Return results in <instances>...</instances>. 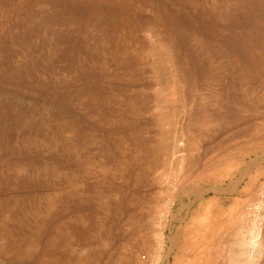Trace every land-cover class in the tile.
<instances>
[{"label":"rangeland","instance_id":"1","mask_svg":"<svg viewBox=\"0 0 264 264\" xmlns=\"http://www.w3.org/2000/svg\"><path fill=\"white\" fill-rule=\"evenodd\" d=\"M262 232L264 0H0V264H264Z\"/></svg>","mask_w":264,"mask_h":264},{"label":"bare ground","instance_id":"2","mask_svg":"<svg viewBox=\"0 0 264 264\" xmlns=\"http://www.w3.org/2000/svg\"><path fill=\"white\" fill-rule=\"evenodd\" d=\"M167 106H168V105H167ZM168 109H169L168 111H164V113H163V115H164L163 121H164V123H167V124H169L170 126L173 127V125H174V121L176 120V119L174 120V118H175L174 115H173V114H174V111L171 110L170 108H168ZM165 142H166V141H165ZM176 142H177V141H176ZM171 144H172V143H171ZM157 146H158V145H157ZM168 146H169V145H168ZM177 146H178V145H177ZM169 147H170V146H169ZM169 149H170V148H169ZM169 149H168V150H169ZM174 149H175V148H174ZM174 149L171 148V150H170L171 153H172V152L174 153V152L177 151V149H176V151H173ZM180 150H181V149H180ZM170 151H169V153H170ZM169 153H168V154H169ZM177 155H178V153H177ZM166 156H167V153H166ZM168 156L171 157L172 155L169 154ZM173 156H176V155H173ZM170 157H168L169 160L171 159ZM168 158H166V159H168ZM174 158H176V157H174ZM172 159H173V158H172ZM256 175H257V174H256ZM252 182L255 183V181H253V180H252ZM254 183H253V184H254ZM252 187H253V186H252ZM247 188L250 189L249 187H247ZM245 189H246V188H245ZM245 192H246V191H245ZM202 193H203V192H202ZM251 194H252V193H251ZM250 198H251V197H250ZM243 199H244V198H243ZM236 200H237V199H236ZM236 200H235V201H236ZM242 202H243V200H242ZM242 202H241V204H242ZM236 203H237V202H236ZM243 203H244V202H243ZM234 204H235V203H234ZM241 204H240V205H241ZM233 206H234V205H233ZM235 206H236V205H235ZM235 206H234V207H235ZM246 206H247V205H246ZM246 206H245V207H246ZM240 207H241V206H240ZM240 207H239V208H240ZM230 208H231V207H230ZM231 209H232V208H231ZM231 209H228V210L231 211ZM228 210H227V211H228ZM211 211H212V210H211L210 207H208V208L200 207L197 216L194 218V221H193L194 225H196V226H198V227L201 228V227H203V225H204L205 223H208V222H206V221L209 219ZM241 211H242V210H241ZM235 213H236V212H235ZM212 214H213V213H212ZM220 214H221V213H220ZM229 214H230V212H229ZM233 214H234V213H233ZM245 214H246V213H245ZM222 215H223V214H222ZM235 215H236V214H235ZM246 216H247V215H246ZM218 217H219V215H218ZM228 218H229V217H228ZM230 218H231V216H230ZM240 218H241V216H240ZM213 219H214V218H213ZM224 219H225V218H223V220H224ZM245 219H246V218H245ZM219 220H220V219H219ZM230 220H231V219H230ZM232 220H233V219H232ZM239 220H240V219H239ZM208 221H209V220H208ZM212 221H213V220H212ZM221 221H222V220H221ZM227 221H228V220H227ZM216 222H217V221H216ZM223 222H224V221H223ZM235 222H236V221H235ZM230 223H231V222H230ZM230 223H229V224H230ZM232 223L234 224V222H232ZM236 223H237V222H236ZM202 224H203V225H202ZM226 224H227V222H226ZM205 225H207V224H205ZM208 225H209V224H208ZM237 225H238V224H237ZM191 226H193V225H191ZM215 226H216V225H215ZM227 226L229 227V225H227ZM249 226H250V225H249ZM194 227H195V226H194ZM220 227H221V226H220ZM223 227H224V226H223ZM232 227H233V226H231V228H232ZM229 228H230V227H229ZM231 228H230V229H231ZM237 228H238V227H237ZM194 229H195V228H194ZM197 229H198V228H197ZM209 229H210V228H209ZM213 229H214V227H213ZM213 229H212V231H213ZM216 229H217V228H216ZM220 229L222 230V228H220ZM190 230H191V229H190ZM245 230H246V229H245ZM192 231H193V230H192ZM227 231H228V229H227ZM227 231H225V232H227ZM229 231H230V230H229ZM218 232H219V231H218ZM192 233H193V232H192ZM255 233H256V232H255ZM262 233H263V232H262ZM226 234H227V233H226ZM263 234H264V233H263ZM243 235H244V234H243ZM175 236H176V235H175ZM190 236H191V235H190ZM200 236H201V235H200ZM200 236H199V237H200ZM221 236H222V235H221ZM221 236H220V237H221ZM223 236H224V235H223ZM254 236H255V234H254ZM256 236H257V235H256ZM256 236H255V237H256ZM262 236H263V235H262ZM209 237H210V236H209ZM187 238H188V237H187ZM187 238H186V239H187ZM189 238H191V237H189ZM197 238H198V237H197ZM197 238H196V240H198ZM236 238H237V237H236ZM192 239H193V238H192ZM201 239H202V238H201ZM212 239H213V238H212ZM212 239H211V241H212ZM222 239H223V238H222ZM237 239H238V238H237ZM256 239L258 240V236H257ZM256 239H254V240H256ZM193 240H194V239H193ZM207 240H208V239H207ZM213 240H214V239H213ZM244 240H245V239H244ZM248 240H249V239H248ZM250 240H251V236H250ZM184 241H185V239H184ZM188 241H189V239H188ZM200 241H201V240H200ZM252 241H253V240H252ZM192 242H193V241H192ZM201 242H203V241H201ZM204 242H205V241H204ZM212 242H213V241H212ZM224 242H225V241H224ZM241 242H243V241H241ZM247 242H248V241H247ZM247 242H246V241L243 242V243H242L243 246H244V243L247 244ZM250 242H251V241H250ZM254 242H255V241H254ZM186 243H187V242H186ZM194 243H195V242H194ZM196 243H197V242H196ZM206 243H207V242H206ZM213 243H214V242H213ZM235 243H236V242H235ZM257 243H258V242H257ZM260 243H261V242H260ZM263 243H264V242H263ZM210 244H211V243H210ZM215 244H216V243H215ZM215 244H214V245H215ZM218 244H219V243H218ZM220 244H221V243H220ZM220 244H219V245H220ZM222 244H223V243H222ZM170 245H171V244H170ZM172 245H173V244H172ZM189 245L191 246V244H189ZM192 245H193V243H192ZM201 245H202V244H201ZM208 245H209V244H208ZM216 245H217V244H216ZM216 245H215V246H216ZM224 245H225V243H224ZM228 245H229V243H228ZM230 245H231V244H230ZM248 245H249V247H246L247 249L250 248V246H252V245H250V243H248ZM183 246H184V245H183ZM183 246H182V247H183ZM203 246H204V245H203ZM215 246H214V247H215ZM225 246H226V245H225ZM234 246H235V245H234ZM246 246H247V245H246ZM254 246H255V245H254ZM258 246H259V245H258ZM169 247H170V246H169ZM171 247H172V246H171ZM187 247H188V245H187ZM194 247H197V246L195 245ZM205 247H206V246H205ZM214 247H213V248H214ZM226 247H228V246H226ZM252 247H253V246H252ZM255 247H256V246H255ZM215 248H216V247H215ZM215 248H214V249H215ZM259 248H260V247H259ZM182 249H183V248H182ZM188 249H189V248H188ZM188 249H187V250H188ZM194 249H195V248H194ZM236 249H237V247H236ZM236 249H234V250L236 251ZM239 249H240V248H239ZM239 249H238V250H239ZM250 249H251V248H250ZM253 249H255V248L253 247ZM256 249H257V248H256ZM187 250H186V251H187ZM192 250H193V248H192ZM207 250H208V249H207ZM229 250H230V249H229ZM200 251H201V250H200ZM211 251L214 252L212 249H211ZM215 251H217V250H215ZM219 251H220V250H219ZM231 251H232V250H231ZM253 251H254V250H253ZM262 251H263V250H262ZM168 252H169V251H168ZM182 252H183V251H182ZM182 252H181V253H182ZM184 252H185V251H184ZM184 252H183V253H184ZM187 252H188V251H187ZM187 252H186V253H187ZM209 252H210V251H209ZM209 252H207V253H209ZM212 252H211V253H212ZM246 252H247V251H246ZM161 253H162V252H161ZM178 253H179V252H177V254H178ZM192 253H193V252H192ZM200 253H201V252H200ZM221 253H222V252H221ZM234 253H235V252H234ZM216 254H217V253H216ZM240 254H241V252H239V253L236 255V257L239 258V257L241 256ZM182 255H183V254H182ZM182 255H181V256H182ZM188 255H191V253L188 254ZM188 255H187V256H188ZM192 255H193V254H192ZM192 255H191V257H192ZM229 255H230V254H229ZM243 255H244V254H243ZM246 255H248V253H247ZM246 255L244 256V258L246 257ZM196 256H197V255H196ZM216 256H218V255H216ZM219 256H220V255H219ZM219 256H218V257H219ZM224 256H225V255H224ZM227 256H228V255H227ZM253 256H254V255H253ZM262 256H263V255H262ZM167 257H168V256H167ZM191 257H190V258H191ZM171 258H172V257H171ZM183 258H184V256H183ZM183 258L180 257V260L183 259ZM197 258H198V257H197ZM205 258L207 259L208 257L206 256ZM209 258H210V257H209ZM224 258H225V257H224ZM238 258H237V259H238ZM248 258L250 259V257H248ZM254 258H255V257H254ZM164 259H165V258H163V260H164ZM167 259H168V258H167ZM185 259H186V258H185ZM240 259H241V258H240ZM249 259H248V260H249ZM165 260H166V259H165ZM188 260H189V258H188ZM188 260H187V261H188ZM193 260H194V259H193ZM219 260H220V258H219ZM231 260H233V259H231ZM231 260H230V261H231ZM243 260H244V259H243ZM189 261H190V260H189ZM189 261H188V262H189ZM196 261H197V260H196ZM207 261H208V260H207ZM238 261H239V260H238ZM240 261H242V260H240ZM244 261H245V260H244ZM171 262H172V261H171ZM216 262H217V259H216ZM219 262H220V261H219ZM226 262H227V261H226ZM242 262H243V261H242ZM189 263H190V262H189ZM191 263H192V261H191ZM240 263H241V262H240ZM243 263H244V262H243ZM247 263H248V262H247ZM173 264H174V263H173ZM181 264H182V263H181ZM187 264H188V263H187ZM196 264H198V263H196ZM216 264H217V263H216ZM225 264H226V263H225ZM227 264H228V263H227ZM238 264H239V263H238ZM249 264H250V263H249ZM251 264H253V262H252Z\"/></svg>","mask_w":264,"mask_h":264}]
</instances>
